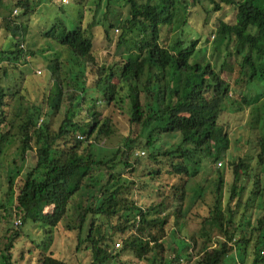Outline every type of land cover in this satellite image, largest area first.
I'll list each match as a JSON object with an SVG mask.
<instances>
[{
  "label": "trees",
  "instance_id": "obj_1",
  "mask_svg": "<svg viewBox=\"0 0 264 264\" xmlns=\"http://www.w3.org/2000/svg\"><path fill=\"white\" fill-rule=\"evenodd\" d=\"M117 1L0 0L21 11L0 16V168L8 145H20L0 199V264H68L51 249L62 232L87 264H264V0H124L112 21ZM225 5L233 17L210 27ZM39 10L63 13L39 29L61 50L41 103L28 97L22 68ZM97 25L108 41L120 30L129 55L99 61ZM17 71L20 83L5 84ZM245 108L255 147L241 156L230 152L229 116ZM213 169L212 193L191 183ZM147 188L159 199L132 197Z\"/></svg>",
  "mask_w": 264,
  "mask_h": 264
},
{
  "label": "rangeland",
  "instance_id": "obj_2",
  "mask_svg": "<svg viewBox=\"0 0 264 264\" xmlns=\"http://www.w3.org/2000/svg\"><path fill=\"white\" fill-rule=\"evenodd\" d=\"M55 3H58L61 0H53ZM54 3V4H55ZM63 3V2H62ZM118 4V6H120V8H116V12L111 16V20L115 21V19L120 16L125 14V12L127 11V7H126V3L124 2V0H118L116 2ZM205 4V7L208 8V1L204 0L203 2ZM42 5V4H41ZM69 5V3H68ZM212 12V11H211ZM21 13L20 10H16L13 9L12 12H10V10H7L6 8H1L0 9V16L3 15H8L10 17H17L19 16ZM67 13H71L69 10ZM63 13L58 12L57 14H54V10H49L46 11L45 15L44 12H42V10H39V13H34V15H32L31 17V28L29 30V34L27 37V43L25 44V49H27V54H26V59L30 60L29 64L26 65H22L23 70L27 73V80L25 82V87H26V93L28 95V97L33 100L36 101L38 103H41L42 100L44 99V92L42 90V83L43 82H47L49 79V75H50V71L47 67L48 65V61L52 58H54L57 53L58 50H60V46L57 42H55L53 39H44L41 36V32L39 29H43L45 27H47V25L53 21L54 16H57L59 19H61V17ZM234 14V9L233 7L230 5H225L223 10L219 11V12H213L211 13V15H209V20H208V25L210 27H214L215 28V24L219 21V19H227V18H232ZM36 15V16H35ZM66 15H64L65 17ZM204 16H206L205 14L197 15V19H199L200 21H202L204 19ZM66 19L68 20L69 17L66 16ZM21 20H25V17H22ZM98 28H95V37H94V45H95V49H96V56L98 58L99 61L104 62L106 57L111 59L113 55H126L128 56V50L126 49L125 45H122L121 47L117 46V42H118V36L120 35V30H110V35L112 40L108 41L105 34H104V30L103 28H101L102 26H98ZM211 39H213V36L211 37ZM49 45V46H48ZM43 48L42 52L43 54L38 57V58H32V56H30L29 54V50H37L38 48ZM199 48L204 49L206 52V57H210L211 56V42L209 43H204L203 38L201 39L199 45ZM211 47V48H210ZM61 53V50H60ZM216 56V55H215ZM43 71V75H37L35 72L36 71ZM225 75V73H223V76ZM13 77H17V80ZM19 79V82H18ZM20 74L17 71L16 75L13 76V74L10 75V77H7V79L5 78L6 82L5 84L8 83H13L14 85H17L20 83ZM16 83V84H15ZM23 83V81H22ZM229 119H233L234 124H235V128H237V131L235 134H232L233 137V142L231 144L230 147V152L234 153V154H239L241 156H243L244 154H246V151H248V149H252L255 147V139H253V143L248 144L246 143V139L250 133L249 127L247 125L250 126V124H252V114H251V108H245V110L240 113L239 115L234 113V115H230ZM254 122V121H253ZM256 123V121H255ZM242 124L245 127H247V130H243L242 128H238V125ZM240 126V125H239ZM124 127L120 129L117 137H115L113 139V141H118V139L123 135L124 133ZM259 132V131H258ZM178 139V137H174V138H166L162 141L161 146L163 148L168 147L170 145H172L174 143V141H176ZM6 153L4 156V163L3 166L0 168V199L4 196L3 192L6 190V183H7V177L9 174H11L12 172H14L15 166L14 164H11L20 154V145L18 144V142L14 141L8 145V147L5 149ZM98 152L102 153V150H97ZM104 153H106V151H104ZM108 153V152H107ZM106 153V154H107ZM142 153V152H141ZM223 161V165L220 167L221 170H224V174L226 176L227 179L230 178L229 176V170L227 169V167L225 166V160ZM33 162V157L31 154H29V156H27V162H26V166L30 165ZM21 162H18V164H20ZM24 165V164H23ZM32 165V164H31ZM210 165V164H208ZM217 166H219V163L217 164ZM205 169H209L208 166L204 167ZM218 173L214 171L210 172L208 175V180H205V175H203V177L201 176V178L196 179L197 181H192L191 183H194L196 185H198V181L202 184H204L206 186V189L208 192H213L214 190V185H213V180L217 177ZM209 184V186H208ZM208 187V188H207ZM193 192V190H192ZM132 197L135 200H139V202L143 203V204H150L152 201H156L158 200V196L157 194L152 190V188H147L145 190H141V191H136ZM213 195L209 194L208 195V200H212ZM186 205V203H185ZM18 223H20V220H15L14 221V225H17ZM26 230H31L30 225L28 224V226H26ZM42 229H40L38 232H35V236L40 239V236H42L41 233ZM75 245H76V237L74 234H70V233H66V232H62L60 233L57 238L55 239V243L52 246V250L55 252L56 255L62 257L63 259L67 260L68 264H87L88 261V257L86 256V253L88 252H75ZM117 247V246H116ZM121 257L123 259H129L131 258V256L129 254L127 255H121ZM139 264H144V263H139Z\"/></svg>",
  "mask_w": 264,
  "mask_h": 264
},
{
  "label": "built area",
  "instance_id": "obj_3",
  "mask_svg": "<svg viewBox=\"0 0 264 264\" xmlns=\"http://www.w3.org/2000/svg\"><path fill=\"white\" fill-rule=\"evenodd\" d=\"M63 2H67V0H62Z\"/></svg>",
  "mask_w": 264,
  "mask_h": 264
}]
</instances>
